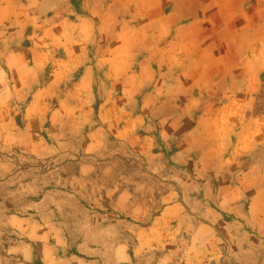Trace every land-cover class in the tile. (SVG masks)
<instances>
[{
    "label": "rangeland",
    "instance_id": "rangeland-1",
    "mask_svg": "<svg viewBox=\"0 0 264 264\" xmlns=\"http://www.w3.org/2000/svg\"><path fill=\"white\" fill-rule=\"evenodd\" d=\"M59 1L52 29L45 19L24 30L20 51L35 49L37 59L30 55L24 66L16 67L19 71L0 75L8 81V88L0 89V213L1 209H34L38 193L56 187L65 227L74 239L86 230L87 252L101 255L105 264H264V183L256 184L257 178L264 177L263 170H247L257 157L264 158V58L254 56L253 65L261 67L263 79L250 92L249 106L227 107L231 122H218L217 130L221 124L228 133L223 138L232 141L222 146L218 168L198 170L193 152L182 156L184 160L172 154L137 155L132 146L121 142L130 135L120 137L117 120L121 121V113L140 107L113 105L120 98V82L107 72L109 61L99 62L101 68L94 77L83 73L87 65H96L103 50L112 53L115 49L109 37L126 29L117 24L122 10L105 11L104 25L95 20L81 24L80 18H63L70 10L61 6L65 0ZM81 33H86V40ZM4 35L0 27V50L8 45L2 43ZM203 43L197 56L204 54ZM262 45L264 51L261 40L246 46L244 52L256 53ZM193 61L202 62L199 57ZM193 61L191 66H201ZM36 62H40L39 72ZM249 65L254 71L252 62ZM196 79V75L186 78V86ZM198 87L186 89L178 107L163 102L153 112L159 108L156 113L161 117L189 113L191 127L193 117L196 120L200 114L215 118L224 113L226 105L217 88ZM198 93L203 102H192L190 96ZM167 95L175 96L172 91ZM200 127L197 146L214 134L217 120L204 121ZM207 147L195 149L200 152ZM241 147L247 152L245 158ZM204 158L207 161L209 156ZM120 177L126 183L139 182L133 185L141 191L144 204L154 198L143 216L118 218L111 213L113 179ZM66 187L77 197L66 200L61 192ZM167 191L169 201L177 198L180 209L161 217L165 206L161 197ZM69 205L76 209L69 212ZM118 241L124 243L123 250L115 249Z\"/></svg>",
    "mask_w": 264,
    "mask_h": 264
},
{
    "label": "crops",
    "instance_id": "crops-1",
    "mask_svg": "<svg viewBox=\"0 0 264 264\" xmlns=\"http://www.w3.org/2000/svg\"><path fill=\"white\" fill-rule=\"evenodd\" d=\"M59 3V0H0V27L5 29L2 43H8L1 46L0 75L19 71L16 67L24 66L26 57L30 55L37 59L35 49H28L26 53L20 51L24 30L31 24H42L45 19H49L52 29L51 19L55 17ZM63 5L70 10L69 16L63 18L69 21L80 18L81 24H86L88 20L98 21V24L100 21L99 26L104 25L101 18H105V11L115 8L122 10L119 13L122 18H117V24L125 25L126 29H118V35L109 37L115 49L111 50L112 53L103 50L96 65H87L83 70L90 78L94 77L101 68L99 62L109 61L111 64L107 72L120 82V98H115L113 105L140 107L121 113V121L117 120L121 122V126L117 127L120 137L123 139L130 135L121 142L132 146L131 151L134 148L137 155L166 157L172 154L178 160H184L182 156H189L193 152L198 170L218 168L215 164L221 156L222 146L232 142L223 138L222 135L227 137L228 133L221 124L217 130L218 122L220 119L231 122L232 119L227 117L230 114L225 113L227 107L235 103L249 106L250 92L254 93L260 86L258 80L263 79L261 67L257 69L253 65L254 56L264 58L263 45L260 51L252 54L251 50L247 51L249 49L244 52V48L261 40L264 44V0H65L61 1ZM8 33L9 36H6ZM85 34L81 33L83 41L87 38ZM243 39L247 45H244ZM201 43L204 44V54L197 56L196 50ZM193 57L201 58L202 62L193 61ZM192 61L201 66H191ZM249 62H252L254 71ZM34 68L39 72L40 62H36ZM192 75H196V82L186 86V78ZM3 77L0 76L1 79ZM205 84L217 88L226 105L224 113L215 118L200 114L196 120L193 117L191 127L189 120L192 115L189 113L161 117L160 112L156 113L159 108L153 112L163 102L178 107L183 104L181 95L186 89L204 87ZM7 88L8 81L3 78L0 89ZM166 91H172L175 96L169 97ZM190 97L194 103H201L204 99L200 93ZM208 120H217L216 131L213 135L204 136L209 142L206 140L197 146L201 137L200 124ZM153 123L157 125L155 129ZM212 138H215V142H212ZM203 146L208 147L199 152L198 149ZM236 146L231 147L232 153ZM239 151L245 158L247 152L242 147ZM205 155L209 156L207 161ZM251 168L248 166L247 170H263L264 176V158L257 157ZM113 182L115 189L110 198L114 205L111 213L118 218L143 216L154 198L145 200L144 204V199L140 197L142 193L137 188L138 181L126 183L120 177L113 179ZM133 182H137L136 187ZM260 183H264V177L257 178L256 184ZM57 191L56 187H47L39 192L34 209L26 212L20 209L5 212L1 209L0 264H105L104 257L87 252L86 230L79 240L74 239L65 227L56 200ZM61 192L66 200L76 196L67 187ZM169 197V191L161 197L165 202L159 213L161 217L180 209L177 198L169 201ZM67 208L73 212L76 206L69 205ZM137 211L140 212L137 214ZM124 247L121 241L115 245L117 250Z\"/></svg>",
    "mask_w": 264,
    "mask_h": 264
}]
</instances>
